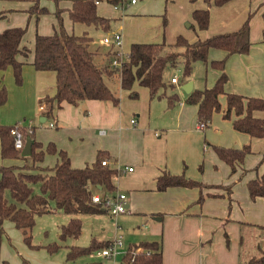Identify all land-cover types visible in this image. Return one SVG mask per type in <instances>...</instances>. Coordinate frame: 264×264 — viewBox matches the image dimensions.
Segmentation results:
<instances>
[{
	"label": "crops",
	"instance_id": "crops-1",
	"mask_svg": "<svg viewBox=\"0 0 264 264\" xmlns=\"http://www.w3.org/2000/svg\"><path fill=\"white\" fill-rule=\"evenodd\" d=\"M125 1V8H115L105 2L97 4L99 15L111 20L108 31L99 36L98 42L93 38L90 46L98 62L106 63L103 56L109 46L104 45L102 40L116 28L123 29L121 51L128 54L132 44H173L179 35L194 42L216 34L235 32L245 22L248 13L253 12L250 22L252 46L248 54L227 58L224 71L228 81L224 92L264 99V0H232L223 6H207L204 0H196L194 4L193 0L192 9L182 18V21H190L187 28L195 32L193 38L183 30H177L171 36L167 33L166 37L160 27V7L151 8L154 0H136L135 4ZM38 3L47 10V14L30 16L27 11L33 0H0V33L8 28L26 27L21 46L28 49H32L35 34L51 35L55 29L53 13L57 5L54 0H38ZM71 4L72 0H58V7L64 10L62 17L69 33L74 32L76 25H72L67 14ZM201 9L209 11V26L205 31L194 29L195 23L189 19V12L192 14L194 10ZM113 32L121 33L120 30ZM83 33L88 35L86 30ZM225 57V52L211 49L207 62L209 64ZM32 59L31 52L27 58L18 57V61L23 63V84L19 87L13 83L10 68L0 71V83L5 85L8 94L7 102L0 106V124H19L22 121L23 126L35 128V140L38 142H44V134L48 132L45 139L67 153L73 168L90 165L98 151L109 154L110 165L118 171L113 179L115 192L110 196L125 194L126 213L116 219L110 212L105 213L111 222L113 218L121 224L130 220L132 226L135 224L141 230L137 233L134 229L125 236L126 243H123L120 255L123 256L130 244L140 242H160L163 264H247L251 258L264 253V199L252 201L246 187L249 180L264 173V165L257 167L264 156V139L239 133L233 129L231 120L223 119L224 95L219 97L221 110L213 114L206 129L200 130L197 106L186 104L187 94L181 90L187 82L192 83L191 91L209 88L218 78L219 71L208 67V78L197 83L191 77L186 82H180L173 72L166 70L163 76L167 84L165 94L175 93L180 100L170 108L166 98H150L148 90L135 82L130 90L120 89L118 107L110 101L87 100L76 107L62 103L59 109L53 110L51 117L45 118L43 109L40 110L43 105L40 106L39 102L44 97L54 96L55 72L35 71ZM172 77H176V84H171ZM117 78L114 75L109 79ZM132 92L137 94L136 99L129 97ZM253 116L264 119V112H254ZM131 120L134 124L130 123ZM52 123L53 128L49 126ZM209 145L233 149L250 146L252 152L247 155L242 167L231 174L229 167L216 157ZM57 162V155L45 156L40 166L53 167ZM23 164L22 160L2 159L0 156V167ZM201 164L203 171L199 173ZM129 168L132 171H128ZM242 170L246 172L242 174ZM163 172L183 174L187 179L208 185H231L230 210L226 190L222 188L202 191L203 194L219 196L207 197L201 205L197 203L200 196L197 188H168L158 192L155 180ZM87 216L95 217L103 228L101 232L104 236L99 238L94 235L96 241L125 238L122 230L116 231L109 220L99 215ZM65 217L64 224L70 219L67 215ZM2 227L5 236L0 244V264H22V260L28 264H60L54 254L43 248L50 244L49 241L33 242L41 248L32 250L25 245L20 231L12 222L5 220ZM246 234L252 244L243 252ZM68 244L71 246L72 242Z\"/></svg>",
	"mask_w": 264,
	"mask_h": 264
},
{
	"label": "trees",
	"instance_id": "trees-1",
	"mask_svg": "<svg viewBox=\"0 0 264 264\" xmlns=\"http://www.w3.org/2000/svg\"><path fill=\"white\" fill-rule=\"evenodd\" d=\"M232 0H204L207 6H223ZM56 10L53 15L57 26L51 35L35 34L32 49L24 48L21 43L26 35L25 27H13L0 33V71L10 68L14 83L20 86L23 82V63L18 57L27 58L28 53L33 54L32 66L35 71L55 72V94L53 97H44L40 102L43 105L45 118L52 115L54 109H59L62 103L73 107L87 101H110L119 106V97L112 92L105 83V78L117 75L120 89L130 90L135 82L148 90L150 98L165 97L167 84L164 81V72L168 68H176L181 64L182 82L190 79L193 65L202 62L213 70L219 71V76L210 88L191 91L185 100L186 104L197 106L198 123H203V130L211 122L214 113L221 110L219 97L225 96V109L222 117L231 120L235 131L248 135L254 139L264 138V119L255 118L254 112H264V99L244 97L238 94L224 92L228 77L224 71L228 57L245 55L252 46L250 40V22L253 12H249L247 19L241 27L231 33L216 34L206 39H197L188 42L184 37L177 36L173 44L165 42L156 44H132L128 58L120 70L110 67L111 61L117 57V50L109 48L103 56L106 63L95 61V52L90 48L93 38L83 33L80 36L68 32L63 24L64 10L58 7V0H54ZM106 4L119 8L125 0H72L67 10L72 25L80 24L87 27L101 29L107 32L111 20L99 15L97 4ZM30 16L47 14L45 8L39 6L38 0L28 9ZM192 20L198 31H205L209 26L208 9L194 10ZM264 23V11L262 12ZM264 32V27H263ZM220 50L226 53L221 60H214L208 64L209 51ZM136 99L137 94H129ZM180 100L175 93L166 97L167 107L170 108ZM7 102V90L0 83V106ZM14 125L0 124V156L2 159L22 160L21 166L0 167V244L5 236L2 224L8 220L20 231L22 240L27 247L38 250L41 247L34 245L32 231L35 218L44 214L60 212L70 217L69 221L59 229V240L77 239L82 231V223L78 215H99L107 212L99 204L91 202L96 193L103 199L113 195L115 185L114 177L118 171L109 164L102 165L104 160H110L109 154L98 151L94 161L83 168H73L66 152L58 150L53 143L43 146L35 140L34 127H18L25 144L32 142L31 154L22 157L21 151L14 147V136L11 131ZM216 157L229 167L230 173L235 174L243 165L247 155L251 154L250 146L238 149L225 148L218 145H209ZM46 155H57L58 162L53 167H41ZM264 165V156L257 167ZM203 171L202 164L198 167ZM246 171L242 170V174ZM38 185V193L33 187ZM98 187L101 189L99 190ZM231 185H208L201 181L187 179L183 174L171 175L163 172L155 180V188L163 192L168 188H197L200 196L198 204H202L207 197H218L217 194H203L202 191L214 188L226 190L228 210L231 208ZM249 198L252 201L264 199V173L246 184ZM226 241L228 239L226 238ZM110 242H98L92 239L86 247H67L66 260L75 262L77 259L90 256L108 247ZM60 246L55 243L44 246L49 254H54ZM22 264H28L22 260ZM84 264H101L90 262ZM119 264H163L160 242H140L130 244L123 254ZM247 264H264V253L257 258H251Z\"/></svg>",
	"mask_w": 264,
	"mask_h": 264
},
{
	"label": "rangeland",
	"instance_id": "rangeland-1",
	"mask_svg": "<svg viewBox=\"0 0 264 264\" xmlns=\"http://www.w3.org/2000/svg\"><path fill=\"white\" fill-rule=\"evenodd\" d=\"M192 2H193V0H154L153 1V3L151 4V8H156V6L160 7V13L158 14V16L161 18L160 27L162 28V30L165 31L166 37H167V33L169 36H171V34L173 32H176L177 30H183V31L189 33L190 36L189 35L188 36L190 38H193V36L195 37V35H194L195 32L193 30H191V28H187V26H188L187 24H190V21L189 22H188V20L182 21V18L185 16V14H187L189 9H192V7H191V5H193V4H191ZM195 2H196V0H194V4H195ZM97 11H98V7H97ZM154 17H156V16H154ZM189 19L190 20L192 19L191 12H189ZM63 24H64V21H63ZM194 25H193V27L195 29L196 25L195 26ZM56 26H57V22L54 23V28H56ZM69 29H71V28H69ZM84 30L88 31V35L92 38H95L96 41H97V39H99V36L103 33V31L101 29L95 30L91 26L87 27L84 25L76 24L75 29H74V34L77 36H80V35H82V32ZM118 30H120L121 34L123 35V29L121 30V29L116 28V29H113L112 32L118 31ZM95 34L97 36H94ZM90 48H92V47H90ZM95 61L98 62L99 60L95 58ZM205 66L206 65L202 62H196L193 65L192 74L190 77L194 78V80H196L197 83H201L204 81V79L206 80L208 78L209 71H210L208 69V67H210V66L209 65L206 66L207 69L205 68ZM167 70L173 72L176 75V77L179 79V81L182 82L181 64L178 65L176 68H168ZM22 79H23V74H22ZM13 83H14V78H13ZM105 83L110 88V90L112 92L116 93V96L119 97L118 95L120 92V83H119L118 78L114 79V80L109 79V78H105ZM22 84H23V82H22ZM14 85L17 86L15 83H14ZM17 87H19V86H17ZM6 90H7V88H6ZM164 94H165V91H164ZM7 96H8V94H7ZM168 96H170V95H168ZM166 97L167 96L165 94V97H163V98H166ZM17 123H14V124H17ZM14 124H11V125H14ZM19 124L21 126H23L22 121L19 122ZM6 126H9V125H6ZM24 127H26V126H24ZM47 133L44 134L45 138L48 137ZM36 134H37V132H36ZM45 138H44V142L40 141V143H42L43 145L44 144L47 145L48 143H52V141L50 142V141L46 140ZM259 140H261V139H259ZM250 148L252 149V147H250ZM251 152H252V150H251ZM46 156H53V155H46ZM33 189H34L35 193H38V191H39L38 185L34 186ZM65 216L66 215H64L62 213L61 214L49 213V214L41 215V217H38L36 219V224H35L33 231H32V241L34 243H38L40 241L43 242V241L47 240L50 242V244L55 243L58 246H60L59 249L54 253L56 261L59 262L60 264H84V263H90L93 261L99 262L101 264H113V262H114V264H119V262L122 258V255H120V254H118L115 258H113V257L112 258H104V257L100 258V257H97L95 254H93L90 256L81 257V258L77 259L74 263L67 261L66 260L67 247H70V246H68L69 245L68 242H72L71 246L86 247L90 244L91 240L94 238V235L96 237L101 238V236H104V233L101 232V230L103 228H102V226H100L98 224V221H96V219H94L95 217H89L87 215H78L76 217L77 218L81 217V220H82L81 223H82V227H83L80 236L77 239H67L66 242H61L58 238V227H60L61 225H63L65 223V221H66ZM99 217L104 218V220H109L110 225L114 224V228H115L114 218L111 222V218L109 217V215L107 213L99 214ZM127 222L128 223H122V224L119 222V220L117 222L118 226L122 228L120 230H122V235H124V237L126 235L131 234L134 229L136 230L135 232L140 233L139 231H141V230H139V228H136L137 226H135V224H134V226H132V222L130 220H128ZM125 239H127V238L125 237L124 239H122L123 243H126V242H124V241H126ZM128 241H131V240H128ZM251 244H252V241H251V239L249 240L248 235L246 234L244 237L243 246H242L243 252H246L245 249L248 250V248L251 246ZM263 245H264V236H263ZM121 249L123 251V246ZM115 261H116V263H115Z\"/></svg>",
	"mask_w": 264,
	"mask_h": 264
},
{
	"label": "built area",
	"instance_id": "built-area-1",
	"mask_svg": "<svg viewBox=\"0 0 264 264\" xmlns=\"http://www.w3.org/2000/svg\"><path fill=\"white\" fill-rule=\"evenodd\" d=\"M136 0H130V4H135ZM127 6V3H125L119 7V8H125ZM102 43L104 45L109 46V48H115L117 50V57L114 58L111 61L110 67L113 69L120 70L123 66V63L128 58V54H124L121 51V45H122V36L119 32H111L109 35L105 36L102 40ZM171 84H176L177 79L176 77H172L170 80ZM43 107H40V110H42ZM131 124H134V120L130 121ZM20 124L15 126L13 130L11 131V134L14 136V147L18 150H22L24 147V143L22 141V135L18 131V127ZM21 126V125H20ZM50 127H54V124H50ZM198 127L200 130H203V123H198ZM100 133H104V131H100ZM102 165L109 164L108 160H104L101 162ZM128 171H132L131 168L128 169ZM126 196L125 194L118 193L114 197L112 196H106L105 198H101L99 195L95 194L91 198V202L94 204L101 205L104 209H106L110 214L116 219L117 216L125 214L126 213V204H125ZM115 230L119 231L120 227L116 223L115 220ZM123 246V242L121 237H114L111 239L110 244L108 247L104 248L103 250H100L96 252V255L104 258H115L118 254L121 253V248Z\"/></svg>",
	"mask_w": 264,
	"mask_h": 264
},
{
	"label": "water",
	"instance_id": "water-1",
	"mask_svg": "<svg viewBox=\"0 0 264 264\" xmlns=\"http://www.w3.org/2000/svg\"><path fill=\"white\" fill-rule=\"evenodd\" d=\"M192 89V83L191 82H187L185 83L182 87L181 90L185 93V94H189L191 92ZM31 144L32 142L30 140H27L25 142V145L21 151V156L22 157H28L31 154ZM98 189L100 190L101 188L98 187Z\"/></svg>",
	"mask_w": 264,
	"mask_h": 264
}]
</instances>
